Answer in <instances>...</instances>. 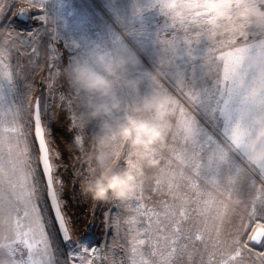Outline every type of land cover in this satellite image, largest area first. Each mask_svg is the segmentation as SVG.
<instances>
[{
	"label": "snow or ice",
	"instance_id": "6c2138e0",
	"mask_svg": "<svg viewBox=\"0 0 264 264\" xmlns=\"http://www.w3.org/2000/svg\"><path fill=\"white\" fill-rule=\"evenodd\" d=\"M31 2L43 14L32 16L21 10L16 20L50 19L55 23L45 7L48 0ZM182 2L187 11L179 20L170 21L162 15L156 0L137 7L135 15L142 17L145 11L156 9L163 17V24L149 38L148 51L154 67L161 68L168 83L190 102L200 119L164 85L145 80L150 88L147 93L119 90L122 110L110 117L113 121L124 118L127 110L147 95L167 96L171 112L169 131L156 153L160 164L149 169L158 174L153 190L164 199L155 207H146L145 180H140L134 193L117 201L114 223L119 227L120 217H126L128 264H184L185 259L194 264V257H199L198 264H240L243 250L251 251L249 242L264 248V31L247 26L242 18L212 28L206 0ZM251 2L264 6V0ZM17 3L15 0L11 7ZM57 7L62 12L66 0H57ZM240 11L237 6L233 16L239 17ZM76 30L81 31L79 27ZM125 31L145 36L143 25ZM55 38L64 40L71 53L69 63L85 59L93 46L126 50L112 30L98 33L95 39L87 33L73 38L59 32ZM8 59L9 49L0 47V264H61L50 241L56 240L57 223L64 241L69 242L66 247L76 253V246L70 242L52 187L39 105L35 136L43 153L54 220L49 218L43 199L38 202L39 181L27 147L26 120L30 118ZM139 74L144 75L141 67ZM69 99L79 112L74 94ZM90 127L95 132L97 122ZM125 157L127 167L134 166L130 150L125 149ZM83 250L89 251L87 246ZM91 251L97 254L96 249ZM259 256L264 258V251ZM80 259L84 264V257Z\"/></svg>",
	"mask_w": 264,
	"mask_h": 264
},
{
	"label": "rangeland",
	"instance_id": "374dc122",
	"mask_svg": "<svg viewBox=\"0 0 264 264\" xmlns=\"http://www.w3.org/2000/svg\"><path fill=\"white\" fill-rule=\"evenodd\" d=\"M148 2L149 0H66L67 7L61 12L58 10L57 0H48L45 7L50 9L48 15L53 16V23L50 19L16 20L21 7L20 0L15 8L11 7L15 0H0L3 5V10L0 11V47L9 49L8 63L17 74V85L23 90L26 99L27 116L30 118L26 120L28 156L39 181L38 202L43 199L49 218L54 220L47 182L40 163V150L34 134L37 102L49 147L55 191L69 227L70 242L76 246V253L66 247L69 242L64 241L56 224V240L50 238V241L53 254L61 264H81V256L84 257V264H87L88 259L92 260V264H128L130 237L128 225L123 223L125 216L120 217L119 227L114 223L119 199L94 201L82 192L81 183L89 171L87 157L94 151V137L98 128L94 132L89 125L84 133L83 145L78 147L75 144L77 130L72 127V115L77 111L74 102L69 104V97L73 92L69 84L57 75L69 63L71 53L65 47L64 40L55 37L57 32L61 36L73 38H80L87 33L95 39L102 31H115L117 28L126 30L143 25L145 36L129 35L126 44L139 54L142 61L139 67L143 70L150 69L154 67V61L148 51L149 38L163 24V17L156 9L145 11L142 17L136 16V8L146 7ZM28 13L38 16L43 14V10L34 8ZM13 21L16 22L12 23ZM78 27L81 31L76 30ZM29 32L33 35L29 36ZM33 48L37 51L33 52ZM164 87L190 114L200 119L190 102L173 89L166 79ZM140 90L142 93L150 91L147 81L141 85ZM119 166L127 167L125 156L121 158ZM145 172L144 203L146 207H155L164 199L160 192L153 190L158 174L149 169ZM80 241H84V244H79ZM85 246L88 247V252H84ZM249 248L251 251L244 249L242 256L238 258L240 264H264V258L259 256L264 248L252 245L251 242ZM92 249H96L98 258L97 254L92 253ZM198 262L199 257H194V264ZM184 264H187L186 259Z\"/></svg>",
	"mask_w": 264,
	"mask_h": 264
},
{
	"label": "clouds",
	"instance_id": "9594fccd",
	"mask_svg": "<svg viewBox=\"0 0 264 264\" xmlns=\"http://www.w3.org/2000/svg\"><path fill=\"white\" fill-rule=\"evenodd\" d=\"M247 4V7L244 5ZM18 11L37 8L31 0H20ZM157 10L168 20H179L187 11L182 0H156ZM240 6L239 17L233 10ZM211 13L209 26L220 28L222 21L242 18L247 26L264 31V6H253L251 0H206ZM116 37L124 42L126 50L114 51L93 46L85 59L68 63L57 72L70 86L77 106L81 109L72 115V127L77 130L75 144L84 143V133L92 122H97L94 151L88 154L89 171L82 180V192L94 201L110 198L122 200L134 193L138 181L146 179V169H155L160 160L156 158L164 141L171 112L167 96L147 95L139 105L127 110L124 118L113 121L110 117L122 110L119 90L139 92L145 80L164 85V72L159 66L143 70L139 54L126 44L128 33L120 28ZM72 100L69 101L71 105ZM131 151L136 162L132 167L121 168L119 162Z\"/></svg>",
	"mask_w": 264,
	"mask_h": 264
},
{
	"label": "water",
	"instance_id": "95a60500",
	"mask_svg": "<svg viewBox=\"0 0 264 264\" xmlns=\"http://www.w3.org/2000/svg\"><path fill=\"white\" fill-rule=\"evenodd\" d=\"M39 105V102H37L36 103V105H35V113H36V109H37V106ZM35 113H34V117H35ZM41 115V114H40ZM41 126H42V128H43V124H42V119H41ZM43 132H44V128H43ZM34 134H35V119H34ZM35 138H36V141H37V144H38V147H39V139L35 136ZM44 139H45V144H46V146H47V148H48V159H49V163L51 164V160H50V153H49V147H48V144H47V141H46V138H45V133H44ZM39 150H40V148H39ZM42 156H43V153L40 151V163H41V167H42V170H43V162H42ZM51 167H52V164H51ZM43 173H44V170H43ZM44 176H45V179H46V182H47V175L44 173ZM52 180H53V185H52V187H53V190H55V185H54V179H53V167H52ZM48 191H49V189H48ZM57 199H58V197H57ZM49 200H50V203H51V199L49 198ZM58 202H59V200H58ZM53 210V209H52ZM60 210H61V207H60ZM53 213H54V210H53ZM61 214L64 216V214H63V212H62V210H61ZM54 216H55V213H54ZM64 220H65V216H64ZM58 224V223H57ZM65 226H66V228H67V230H68V236L69 237H71V235H70V231H69V227H68V225H67V222H66V220H65ZM58 227H59V224H58ZM60 230V229H59ZM60 233H61V236H63V233L60 231ZM255 246H258V245H255Z\"/></svg>",
	"mask_w": 264,
	"mask_h": 264
}]
</instances>
